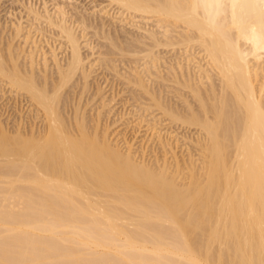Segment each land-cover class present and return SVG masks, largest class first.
Segmentation results:
<instances>
[{
    "label": "bare ground",
    "instance_id": "6f19581e",
    "mask_svg": "<svg viewBox=\"0 0 264 264\" xmlns=\"http://www.w3.org/2000/svg\"><path fill=\"white\" fill-rule=\"evenodd\" d=\"M13 1L26 14L12 17L0 76L46 124L0 134V264H264V0ZM161 46L176 52L159 50L164 67ZM126 60L117 75L138 107L195 127L194 150L178 155L168 128L138 159L99 119L90 132L61 117L58 83L86 89L97 62ZM146 122L137 132L154 131Z\"/></svg>",
    "mask_w": 264,
    "mask_h": 264
},
{
    "label": "rangeland",
    "instance_id": "374dc122",
    "mask_svg": "<svg viewBox=\"0 0 264 264\" xmlns=\"http://www.w3.org/2000/svg\"><path fill=\"white\" fill-rule=\"evenodd\" d=\"M32 1L38 7L40 5L42 6L43 5L42 3H44V2L51 4V0H32ZM78 3H79V5H83V6H85L86 4L89 5L87 0H78V2L76 4H78ZM15 4L16 3H14L13 0H0V51L3 55H6V54L8 55L7 50H8V46L10 45V44L8 45L9 41L11 40L9 33L11 34L12 31H11V27L9 28V25L12 24L11 22H14V18L17 19V17L18 16L21 17V15H22V17H24L25 16L24 13L26 12L19 6V4H16L17 6ZM13 13L15 14L14 16H12ZM12 17H14V18H12ZM10 19H11V21H10ZM6 26H7V28H6ZM8 36L10 39H8ZM35 37L36 38L38 37L37 38L38 41L40 40L39 45L42 44V46L40 45L41 47H43L44 49H46V47H47L46 50H44V49L43 50L49 53V51L51 49V48H49L50 43L52 44L51 40L48 42L46 39H44L45 40L44 41L43 40L44 37L41 39L42 35H39V36L36 35ZM47 38H48V40L50 39L48 35H47ZM46 42H47V44H46ZM15 45H17V42L15 43ZM45 45H47V46L45 47ZM196 48L195 47H194V49L187 48L184 45H179L176 47L177 53H181V51L184 49L185 50L192 49L191 52L190 51L187 52L188 54H194L192 56V58L196 55H197L196 57H198V58L199 57L203 58V56H202L203 54L202 53L199 54L198 52H200V50L198 48L197 49ZM160 49H162L160 52H162V54L165 55L166 60H169L168 56L170 57V54L172 55L174 52L172 51L171 53H169L168 50H170V48L168 49L167 47H164V46H161L157 50V54H159V56L161 55L160 56V57H162L161 60L163 59L162 62L159 61L160 66L164 67L165 66L164 61L166 62V60L164 59L163 55L159 52ZM180 49H181V51H180ZM166 53L168 56L166 55ZM174 54H176V52ZM100 62H101V64H100ZM203 62H204V60L202 61V63ZM19 63H22V59L19 60ZM129 63L130 62H127V60H126V63H121V64L118 63L117 70H115L113 67L108 65V63H106V61L97 62V66L95 67L96 69H95L94 73L92 74V77L89 79V84H88V87L86 89H84L82 87V85H79L80 87L78 86L76 89L74 88L75 87L74 83L75 82H76V84L78 83V81L76 80V78L78 79V77H75V79L73 78L70 81H66L64 83V85L58 83V88L60 89V91L62 90L60 92V93H62L61 99H59V101L57 103L59 112L62 111V112H60L61 117L63 116V119L65 118L64 120L65 121L68 120L66 122H69L71 124H75V122L79 118H81L79 120H84L85 123L87 122L86 123L87 128L90 130L92 129L91 131L89 130L90 132L95 131V128L93 129V126H95L93 120L95 121V120L99 119L98 120L99 121V125H98L99 129L101 128V131H102V129L105 126H109L110 127L109 134L111 136L110 138L112 140H114L115 142L119 143L120 146H122V147H125L126 143H130L131 145H133V150H134L133 152L135 153V155L138 159L140 157H144L146 160L148 158V161L149 160L152 161L154 159L155 155L159 151L158 146L156 145L157 144V140L155 138L156 133L158 134V132L159 131L161 132V130H162V134H164L168 128H172V129H168V130L176 131V133H179V136L181 137L179 147L176 149V152L178 153V155H182L184 153L186 154L189 147H191V149L194 150L192 147L193 144L191 143L190 140L194 137H197L195 127L189 128L187 126V128L185 127L186 128L185 129L184 126H182V124H180V123L170 124V121L167 122V120H166V122L161 121V124L159 123L160 125L156 124L157 121H159L158 120L159 118H157V117L159 116L160 111L154 112L155 109H152V110H149L148 112L145 110V112H144L143 109L138 107L139 102L136 103L135 99H133L134 96H131V95H133V93H132V90H134L133 87L130 84H128L127 81L125 82V79H123L121 76H119V74L117 75V72L120 71V69L122 70V72H124L123 66L126 67V69H128L127 65H129ZM99 65H100V67H99ZM119 77H121V78H119ZM0 78H1L0 79V134L2 133V131H5V132H7L8 136L10 135V137L13 136V138H15L16 136H19L18 132L20 131L21 133L20 132L19 133L21 135H23L24 137H28V136H31L32 130H33V132H36V135H38V134L40 135L41 134L40 132L44 131L45 124H46L45 116L43 117V115H45L44 111L41 110L40 108L38 109L39 106L36 103H33V101H31L30 98H28L29 95L27 94V92L24 89H21V87L16 86V85H15V87H13L12 84H11L12 86L10 85L9 81L7 84L6 80H8V79H5L4 77H1V76H0ZM129 88L131 90H129ZM96 90H97V92H98V90H100L102 92H100V94L97 95ZM126 91H128L127 94H126ZM164 94H166V93H164ZM15 95H16V97H15ZM80 96H81V98H80ZM94 96H95V98H94ZM92 98H94V99H92ZM172 99L171 98L169 99V97H168L167 100H169V103H171V104L174 103L175 104V105L173 104L174 106L181 107L180 103H181L182 99H180V100L179 99L172 100ZM32 103L34 105H32ZM103 103L105 104V106H102ZM76 109H78V110L76 111ZM137 111H139V112H137ZM141 112H143V114H144V115L142 114L143 116L141 115ZM75 113H77V114H75ZM156 113L157 114L159 113V114L157 115ZM73 114L77 115V116H74ZM156 115H157V117H156L157 119L154 118ZM76 117H78L77 120H76ZM72 118H74L75 120ZM95 118H97V119H95ZM141 118H142V120L144 119L145 122L147 121L146 123H148V122H149V124H150V122L153 123V125L152 124L151 125H152V128L153 127L155 128V129L153 128L154 131H151L150 129H149V131H144L146 129L144 127V129H142L141 131L139 130L137 132V129H135V128L138 124L137 122H140ZM154 121H155L156 125L154 124ZM143 125H146V124L143 123ZM157 125H158V127H157ZM23 130H25V131H23ZM29 131H30V133H29ZM134 131H136V132H134ZM189 137H190V139H189ZM184 138H185V141H184ZM181 145H182V147H181ZM156 146H157L158 151L156 149ZM155 149H156V151H155ZM184 151H186V152H184Z\"/></svg>",
    "mask_w": 264,
    "mask_h": 264
}]
</instances>
